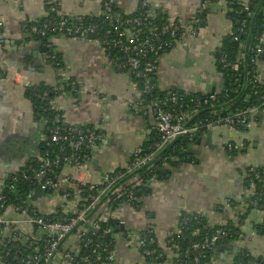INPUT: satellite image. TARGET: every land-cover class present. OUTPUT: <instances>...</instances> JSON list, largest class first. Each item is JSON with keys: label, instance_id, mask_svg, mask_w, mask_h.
Masks as SVG:
<instances>
[{"label": "crops", "instance_id": "1", "mask_svg": "<svg viewBox=\"0 0 264 264\" xmlns=\"http://www.w3.org/2000/svg\"><path fill=\"white\" fill-rule=\"evenodd\" d=\"M105 1L0 0V193L14 173L31 165L41 138L48 134V127L38 119L25 89L3 77L7 63L17 68L32 86L44 84L55 92L68 94L69 86L59 84L55 57L62 64L64 77L76 82L74 94H58L49 106L61 116L64 126L91 127L112 137L97 151L95 164L90 166L92 178L125 167L131 153L148 142L143 131L154 121L152 112L146 108V114H130L122 109L123 102L142 104L140 91L125 72L109 65V58L98 42L61 36L40 40L29 32L31 25L49 17L50 6H55L62 18L81 17L85 13L100 16ZM114 1L127 15L136 12L143 3L154 9L161 7L184 29L173 48L160 54L157 60L161 93L173 89L213 97L222 92L224 76L216 67L214 54L233 28L222 8L211 7L197 35L192 37L188 26L196 18L203 0ZM254 67L262 75L264 88V59L257 57ZM207 132L197 138L201 143L195 144V150L200 151L193 155L195 162L173 163L164 170L165 178H156L149 187L140 210L134 213L131 208H125L119 212L124 223L119 233L134 232L144 238L151 232L162 250V262L154 260L148 264H178V254L166 247V241L179 229L183 213L203 218L208 227L231 226L244 236L216 243L207 264H243L247 257L264 264V236L253 227L261 224L264 212L249 213L246 203L256 190L246 182L248 166L264 171V120L258 118L245 131L227 127L212 129V149L203 145ZM31 206L45 214L50 202L40 198ZM4 216L16 218L13 210H7ZM21 229L31 233L27 228ZM251 232L255 235L250 236ZM124 237L117 238V264L140 263V249L128 248ZM0 264L4 262L0 260Z\"/></svg>", "mask_w": 264, "mask_h": 264}, {"label": "built area", "instance_id": "2", "mask_svg": "<svg viewBox=\"0 0 264 264\" xmlns=\"http://www.w3.org/2000/svg\"><path fill=\"white\" fill-rule=\"evenodd\" d=\"M114 2V0H106L100 16L85 13L76 18H61L60 20L48 18L32 26L29 32L31 35L41 38L61 36L87 39L89 36L95 35L99 27L95 24L83 25L84 18L102 17V23H112V30L105 31L106 40L103 38L102 41L97 38L96 40L104 51L114 50L118 55L116 58H109V65L125 72L130 82L135 86L134 80H142L141 97L156 88L160 90L157 82L158 63L146 60V57L151 54L158 60L162 47L154 46L153 41L164 35L171 38L176 37L180 29L179 22L170 19L161 7L155 9L152 7V11L148 15L154 17V12L158 11L166 17V24L158 30L151 28L149 36L139 41L129 33V30H121L119 27L121 15L113 10ZM145 5L146 3H143V6ZM213 6L222 8L226 15L234 12V6H238L247 18H251L253 15L248 1L233 3L228 0H203L197 10L196 18L188 26L190 36L197 35L205 13ZM260 11L264 12V6L260 7ZM49 12L53 14L57 12V8L50 6ZM125 23L139 26L141 19L125 20ZM246 25L245 20L240 23L238 28L240 34H244ZM1 34L2 25L0 24ZM234 40L238 41V37H234ZM258 40L264 44V33ZM259 45L251 50L253 59L250 63L253 71L249 75L251 78L249 80H251V84L257 83L262 86V75L259 73V69L254 67L257 57L260 56L264 59V49ZM165 47H172V44L165 42ZM247 54L245 45L240 43L237 63L231 66L232 70H238ZM53 59L56 61L55 57ZM56 68L59 74V84L69 86L68 94L62 92L59 93V96L74 94L77 87L76 82L64 77L58 63ZM2 74L6 80L24 89L32 86L28 79L9 63L4 65ZM245 81L246 78L240 76V83L245 85ZM173 91L176 90L172 89ZM218 95L210 97V99L217 100ZM170 96V99H165L162 102L155 100L150 105L140 104L141 102L122 103V109L130 114H146V108L152 112L154 121L143 133L147 137V141L152 136H156L157 143L148 151L142 148L134 150L125 167L103 172L96 178L91 177L90 166L102 144L112 137L92 128H61L60 124L63 123V120L61 116H55L51 121L54 125L53 128L48 130V136H43L39 144L45 143L47 147L56 146L59 152L51 153L52 158H50L48 153L41 155L36 148L32 160L38 163L37 168L32 169V165H29L11 176L9 185L6 187V183L4 189L7 188L16 203L8 202L3 193L4 189L0 193V248L5 252V255H0V260L4 264H117L115 258L118 248L117 238L121 235L125 236L123 241L128 248L143 249L145 256L156 255V251L152 247H159L151 232H148L146 237L140 238L134 232L119 233L121 230L116 229L120 226L124 227L119 212L125 208H131L134 213L137 212L138 210L132 206L135 205V201L141 202L143 198L141 196L136 199L137 194L141 190H149L157 178L156 175H153L145 179L141 177L139 171L143 169L150 171L155 168L170 169L178 159L172 155L163 156V152L177 140H188L190 144L187 150H195L197 147L191 142L200 137L202 132L218 127L247 128L260 117L264 120V95L260 97L257 106L236 110L224 108V115L215 112L211 118L204 120H193V116L197 114V108L207 104V101L202 103L197 101L192 108L186 107L184 110L170 111L167 108L170 103H174L176 100L174 94ZM248 100L249 96H246L244 101ZM142 102H144L143 99ZM42 122L47 125V118H42ZM65 146L70 148V154L64 153ZM83 152L85 154L82 155ZM248 167L254 181H251L250 186L254 187L255 182L261 183L259 168ZM21 182L34 184L33 191L28 195L22 193L18 188ZM37 187L45 192L44 198L50 202L49 211L45 215H38L31 206L33 204L31 197ZM257 201L256 198L250 204L258 207ZM7 210H13L16 218L5 217L4 214ZM188 220L189 218L185 217L182 221ZM109 222H115L117 226L111 229L108 226ZM22 227L29 229L31 233L26 234L22 231ZM175 234L179 235L180 230L178 229ZM249 235L254 236L255 233L251 232ZM227 236L228 234L222 226L202 242L192 244L183 255L193 254V262L198 264L219 240L225 239ZM238 238H244L242 233ZM167 243L169 240L166 241ZM9 254L10 259L8 260ZM141 257L142 261L138 264H146L145 258ZM156 258H161V256ZM248 264L257 263L250 260Z\"/></svg>", "mask_w": 264, "mask_h": 264}, {"label": "trees", "instance_id": "3", "mask_svg": "<svg viewBox=\"0 0 264 264\" xmlns=\"http://www.w3.org/2000/svg\"><path fill=\"white\" fill-rule=\"evenodd\" d=\"M250 9L253 12V15L251 18H247L246 14L241 12L238 6H234L232 13L227 14V18L232 22L233 28L230 35L226 36L224 40L222 41L221 47L219 50H217L214 54L216 67L219 72H221L224 76V86L222 89L221 94L217 96V100H211L209 96H204L200 93H194V94H185L179 90L171 91L169 93H161L157 88L153 91H150L148 94H143V104L144 105H150L152 102L154 103L155 100L162 102L165 99H170V95L174 94L175 102L170 103L169 107L167 108L170 111H180L186 109V107L192 108L196 105V102H204L207 101V104H203L197 108V114L193 116V120H204L207 118H211L214 113H219L221 115H224V108H229L232 110L236 109H245L257 106L260 102V97L264 95V88L255 83L251 84L249 79L250 74L253 71L252 65L250 63L251 59H253V55L251 54V50H254V48L260 44L261 48L264 49V44L259 42L260 36L264 33V12L260 11V7L264 6V0H250L249 1ZM113 10L118 12L121 15V20L119 22V27L121 30H129V33L135 36L139 41L149 36L150 29L156 28L158 30L163 25L166 24V17L161 14L160 12L156 11L154 12V17H150L148 14L152 11L151 5L147 4L145 6L140 5V7L137 9L136 12L133 14L127 15L120 11L118 8L116 2H114ZM48 18H53L55 20H60L62 17H60L57 12L51 14L49 13ZM47 18V19H48ZM134 18H140L141 23L139 26L136 25H127L125 23V20H131ZM102 17L99 18H84L83 25H89V24H95L99 28L95 35L89 36L87 39L96 41V38L99 40H106L105 31L111 29L112 30V23L110 22H101ZM245 20L247 25L244 30V34H240L238 32V28L240 27V23ZM36 25V24H34ZM33 25V26H34ZM180 29L177 32L176 37L171 38L168 35H164L160 38H157L153 41L154 46L156 47H162V50L160 54H164L168 52L170 49L173 48V45L176 40L179 39V37L182 35V31L184 30L181 28V25L178 24ZM32 27V25H31ZM30 27V28H31ZM114 33L112 34V36ZM34 36V35H33ZM234 37H238V41L234 40ZM34 38L37 39H48L47 38H41L39 36H34ZM103 38V39H102ZM165 42H170L172 44V47H165ZM243 43L245 45V48L248 51V54L246 55L243 62L240 63L239 68L237 71L232 70L231 66L235 65L237 63V52L239 49V44ZM106 52V51H105ZM108 58H116L118 55L116 52L110 51L106 52ZM159 54V56H160ZM158 56V57H159ZM263 58V57H261ZM146 60L150 61H157V58H153L152 55L148 54L146 57ZM59 64V67L62 66L61 62L56 59L54 60V66L56 64ZM240 76H243L246 78L245 85L240 83ZM136 83L137 89L139 91H142L143 84L142 80H134ZM26 97L30 100L34 112L37 115L38 119L47 118V127L48 130L53 128V124L51 123L52 119L57 116V112H54L50 109L49 102L53 98H55L59 93L53 91L49 86H45L44 84L37 85V86H30L29 88L25 89ZM254 92H257V94H254ZM249 96V100L247 102L244 101L245 97ZM39 119V120H40ZM61 128H69L70 126H64L63 123L60 124ZM73 127V126H72ZM80 128H91V127H80ZM93 129V128H92ZM240 131H245L246 128L243 127H237ZM205 132H202L200 135L202 136ZM46 136H48L46 134ZM157 143L156 136H152L151 139L143 145V148L145 151L150 150L154 145ZM197 139L193 140L191 144H196ZM190 142L185 139H180L175 141L173 144L168 146L165 151L163 152V156L172 155L179 161H185V162H192L194 161L193 155H187L185 154ZM37 150L40 152L41 155H44L48 153L49 155L51 153L57 154L59 152L58 148L56 146L47 147L45 143H41L37 146ZM65 154H70V148L68 146H65L64 150ZM82 155L85 154V152L81 153ZM52 158V155H50ZM195 162V161H194ZM32 169L37 168L38 163L32 160L31 162ZM260 172V179L261 183H256L255 187L256 190L255 193L252 196H249L247 200L248 204V212L251 213V210H261L264 212V171L259 168ZM30 173V171H29ZM141 177L148 179L153 175H156L157 178L164 179L165 175L159 170L158 168L151 169L148 171L147 169H143L142 171H139ZM253 181V176L248 173L246 182L251 183ZM254 182V181H253ZM9 181L6 184V187L9 185ZM19 190L21 189V192L24 194H29L34 189V184L21 182L18 185ZM3 193L6 195L7 200L9 203H14L15 201L11 197V194L8 193L7 188L4 189ZM149 190H141L137 195L136 199H139L138 197L144 196L145 194H148ZM257 198V206L254 207L250 204V202L254 201ZM16 203V202H15ZM141 202H136L135 205L132 206L136 210H140V204ZM38 215H43L40 212H37ZM45 215V214H44ZM188 217L189 220L186 222H183V218ZM108 226L111 229H114L117 224L115 222H109ZM254 229L257 231V233L260 236H264V214L261 224L253 226ZM179 230L180 234L177 235L174 232L168 237L169 243L166 244L167 248H170L172 251H175L178 254V264H196L193 262V254L184 256L183 253L190 249V246L196 242H202L206 237L210 236L212 233L215 232L218 228L221 227H208L203 221V218L197 217L195 215L189 214V213H183L181 221L179 223ZM223 230L227 232L228 236L225 238L226 240H232L239 237L240 232L239 230L231 227V226H224ZM108 240V239H107ZM167 240V242H168ZM221 240L217 242V244H221ZM217 246V245H216ZM175 248H177L175 250ZM140 249V248H139ZM156 251V255L154 256H145L143 254V249H140V254L145 259L144 261L146 264L152 263L155 261L162 262L163 254L162 250L160 248H157V246L152 247ZM6 251V250H5ZM12 254V253H11ZM0 255H5V252L0 248ZM161 256V258H156L157 256ZM212 256V250L207 252L206 257L204 259H201L198 264H207ZM10 259V254L9 258ZM252 258L247 257L243 260L245 261L243 264H248V261H250ZM183 261V263H181ZM8 262V261H7Z\"/></svg>", "mask_w": 264, "mask_h": 264}, {"label": "water", "instance_id": "4", "mask_svg": "<svg viewBox=\"0 0 264 264\" xmlns=\"http://www.w3.org/2000/svg\"><path fill=\"white\" fill-rule=\"evenodd\" d=\"M211 135H212V130H209L208 132H207V137L205 138V140L203 141V145L205 146V147H208L209 149H212L213 148V146L211 145V143H210V137H211ZM200 143H201V140H198L197 141V145H200ZM200 153V151L199 150H187L186 152H185V154H189V155H198ZM93 164H95V160L93 161ZM161 172L162 173H164L165 171L164 170H161ZM44 198L45 197V192L44 191H42L41 189H40V187H37L36 189H35V191H34V194H33V196L31 197V201H33V205H35L36 204V201L38 200V199H40V198ZM123 228V226H120L119 228H116L117 230H121Z\"/></svg>", "mask_w": 264, "mask_h": 264}]
</instances>
